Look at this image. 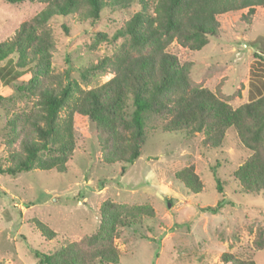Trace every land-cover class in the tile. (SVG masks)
<instances>
[{
    "label": "rangeland",
    "instance_id": "rangeland-1",
    "mask_svg": "<svg viewBox=\"0 0 264 264\" xmlns=\"http://www.w3.org/2000/svg\"><path fill=\"white\" fill-rule=\"evenodd\" d=\"M156 2L148 0L151 11ZM45 5L42 0H0V42L11 39ZM140 9L137 1L126 8L108 6L95 21L75 13H55L47 22L54 38L49 74L38 87L59 88L67 74L84 89L112 78L114 73L91 66L129 42L126 34L113 41L107 38ZM247 12L245 8L219 15V33L208 36L201 49L177 41L167 48L188 68L193 86L209 88L234 107L264 93V6H258L252 16ZM4 64L7 71L10 63ZM12 72L10 84L8 78H0L1 166L12 164L22 152L16 131L20 133L40 111L38 88L30 89L38 69ZM164 122L161 116L149 115L141 155L124 170L122 163L101 160L93 125L76 115L75 148L66 171L35 167L17 175L0 174V260L38 264L34 250L50 252L66 240L79 241L92 234L101 222V204L109 199L150 205L155 212L141 224L120 226L115 239L121 252L118 264H226L225 252L264 264V248L253 243L259 228H264V197L242 192L233 176L251 154L237 131L230 128L222 146L207 148L202 144L204 133L168 132ZM190 164L203 182L199 193L191 192L176 177L177 171ZM217 178L222 192L217 190ZM219 201L223 207L216 212L207 209ZM37 221L46 223L57 236L46 238Z\"/></svg>",
    "mask_w": 264,
    "mask_h": 264
},
{
    "label": "trees",
    "instance_id": "trees-1",
    "mask_svg": "<svg viewBox=\"0 0 264 264\" xmlns=\"http://www.w3.org/2000/svg\"><path fill=\"white\" fill-rule=\"evenodd\" d=\"M133 1L139 2L141 9L107 38L113 41L126 34L129 42L122 44L113 56L91 66L114 73L112 78L84 89L67 74L66 83L59 88L38 87L49 74L54 38L47 22L55 13H75L84 20L95 21L105 7L126 8ZM42 2L46 4L42 11L31 21L23 22L11 39L0 42V78H8L10 84L13 69H38L30 89L38 88L40 108L29 118L28 126L22 127L20 133L16 131L21 137L22 152L12 164L0 165V174L17 175L35 167L66 171V162L75 148L76 115L86 117L93 125L101 160L105 164L122 163L124 170L141 155L149 115L155 114L165 119V131L188 136L204 133L202 144L207 148L222 146L227 131L234 128L251 154L233 176L242 192L264 197V93L234 107L209 88L193 86L188 68L167 50L174 41L190 49H201L208 36L219 33V15L247 8L249 17L258 6H264V0H157L153 11L148 0ZM4 61L10 63L7 71L5 64L2 66ZM176 177L191 192L203 191V182L193 164L177 171ZM221 183L217 178L219 192L223 191ZM220 207L221 201L207 209L216 212ZM154 215L150 205L118 204L108 199L101 204V222L95 232L79 241L66 240L50 252L34 250V255L38 264H118L121 252L115 239L120 226L141 224L144 218ZM37 225L46 238L57 236L46 223L37 221ZM253 243L264 248V228H259ZM222 259L226 264H256L253 258L232 252H225ZM0 264L9 263L0 260Z\"/></svg>",
    "mask_w": 264,
    "mask_h": 264
}]
</instances>
